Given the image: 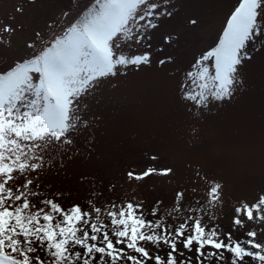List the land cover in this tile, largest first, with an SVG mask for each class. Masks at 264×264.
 Wrapping results in <instances>:
<instances>
[{
    "label": "snow or ice",
    "instance_id": "1",
    "mask_svg": "<svg viewBox=\"0 0 264 264\" xmlns=\"http://www.w3.org/2000/svg\"><path fill=\"white\" fill-rule=\"evenodd\" d=\"M158 7L154 0H94L62 34L0 72V264H217L225 260L224 253L230 264H264V243L258 242L257 231L249 229L236 239L215 224L209 228L203 223L205 215L217 219L214 209L223 204L221 185L211 181L203 199L196 198L197 207H181L185 192L177 191L167 219L188 214L176 226L166 223L157 206L150 213L154 219H147L142 202L113 203L104 209L91 205V211L79 204L63 208L59 193L40 199L42 206L32 202L40 196L39 175L55 157L69 152L75 136L88 126L87 98L102 80L116 76L121 67L150 63L149 53L129 50L132 43L142 42L146 29L157 27L159 16L172 15ZM262 8L264 0H238L218 43L187 73L184 100L204 107L210 99L231 97L239 67L251 59L249 45L264 35V24L258 22ZM14 32L3 26V34ZM41 41L44 37L38 35L27 47L36 49ZM0 43L11 47L3 35ZM171 173L170 168L148 167L126 175L131 182ZM234 213V230L244 228L246 221L264 225V195L251 204L240 202ZM161 247L168 249L164 257Z\"/></svg>",
    "mask_w": 264,
    "mask_h": 264
},
{
    "label": "rangeland",
    "instance_id": "2",
    "mask_svg": "<svg viewBox=\"0 0 264 264\" xmlns=\"http://www.w3.org/2000/svg\"><path fill=\"white\" fill-rule=\"evenodd\" d=\"M154 2L157 11L172 15L159 16L154 21L157 27L146 29L142 42L132 43L129 50L130 54L149 53L150 63L121 67L116 76L102 80L87 98L88 126L75 136L70 151L55 157L39 175L40 196L32 202L42 206L40 199L57 198V193L65 209L79 204L91 211V205L104 209L113 203L142 202L143 212L151 213L157 206L166 223L176 226L188 214L167 219L177 191L185 192L181 207H197L196 198L203 199L211 181L221 185L223 204L214 209L217 219L205 215L203 223L209 228L215 224L221 233L231 232L236 239L255 230L258 242L264 243V225L246 221L244 228L234 230L232 223L240 202L251 204L264 195V35L249 45L251 59L239 67L231 97L210 99L206 106L196 107L183 99L182 85L196 61L218 43L238 0ZM92 3L0 0V35L11 40V47L0 43V72L62 34L68 22ZM18 6L22 13L16 11ZM260 13L258 22L264 24V8ZM192 19L196 25L189 23ZM4 25L15 32L3 34ZM38 35L44 41L36 49L27 47ZM148 167L170 168L172 173L129 182L127 172ZM167 251L161 247L159 254Z\"/></svg>",
    "mask_w": 264,
    "mask_h": 264
},
{
    "label": "trees",
    "instance_id": "3",
    "mask_svg": "<svg viewBox=\"0 0 264 264\" xmlns=\"http://www.w3.org/2000/svg\"><path fill=\"white\" fill-rule=\"evenodd\" d=\"M144 215L147 219L152 220L153 216L150 214V212H144ZM189 259L194 258V253L186 254ZM162 257L166 256V254L161 255ZM225 260L223 262L217 261V264H230L228 256V253H224Z\"/></svg>",
    "mask_w": 264,
    "mask_h": 264
}]
</instances>
